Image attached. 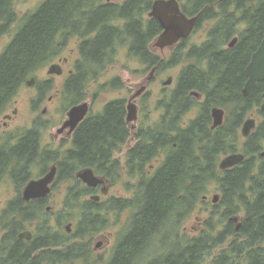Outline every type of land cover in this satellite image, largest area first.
<instances>
[{
    "label": "flooded vegetation",
    "instance_id": "af4514ba",
    "mask_svg": "<svg viewBox=\"0 0 264 264\" xmlns=\"http://www.w3.org/2000/svg\"><path fill=\"white\" fill-rule=\"evenodd\" d=\"M16 1L12 4L8 1L0 9V42L9 36L11 39L0 56L25 28L29 19L36 15L48 2V0H44L34 11L25 13L18 20V13L15 8ZM157 1L79 0L76 2V5L79 6L72 10L69 8L65 21L56 28L50 42V50L47 51L53 57L43 68L57 65L63 71L60 76L66 77L64 84L56 90L57 98L63 96V99L68 103L62 128L69 121V114L74 108L82 105L88 106L86 116L74 129L69 126L63 132H60L62 128L57 131L55 138H62L58 148H63V152H56L54 144L45 145L41 124L33 123L30 128L14 126L18 116L17 109L12 114L4 112L0 116V188H6L5 202L0 203L2 205L0 208V264H88L90 261L94 264H108L120 250L123 241L133 234L134 209L127 207L122 210H114L115 202L134 199L137 194V184L144 180L153 179L170 157V154L178 150V144H165L168 140H163L161 141L162 144L159 145L161 148L151 151L153 143L152 140L147 139V136L156 133L169 139L176 138L177 132L190 126L204 110L206 96L199 92L190 93L192 98L189 97L186 104L183 103V98L172 95L178 87L181 72L189 65L188 62H182L183 55L196 54L207 43L211 44V51H216V53L234 50L241 44L242 36L248 30V24L243 15L245 11L243 7L245 5L247 7L245 0H203L202 5L199 4L200 0H186V3L177 0L182 13L189 19L198 17V21L188 38L181 39L173 46L162 49L156 44L165 30L157 19L151 17L154 4ZM125 7H130L131 11L125 13ZM100 11L104 14L101 15L96 25H93L91 21L96 18ZM11 16H14V22L10 21L9 17ZM136 23L139 25L145 40L143 46L138 47L135 36ZM154 24L156 26L151 29ZM206 24L209 26L207 40L201 44L188 47L192 36ZM15 27L16 30L14 31L13 28ZM240 28L243 31L238 35L237 31ZM156 30L158 35L147 44V38H151ZM103 32L110 34L111 40L109 44L96 52L92 49L91 44ZM222 37L223 40H220ZM263 38L264 33L256 51L261 46ZM166 51H170V60L158 55V53L164 54ZM121 52L126 53L128 58L138 59L142 65L147 67V70L152 69V73L154 71V75L150 76L148 82L155 79L158 68L180 67L176 87L157 103V108L161 113L152 126L147 125L151 122V112L145 121H142L140 114L142 111L140 102L147 98V85L142 86L134 93L135 88L130 87V83L124 81L121 76L105 82L99 80L109 68L115 65ZM147 53L154 55L159 61V65L150 66L147 64ZM174 56L182 59L173 66L171 60ZM249 64L244 70L247 78L246 69ZM88 72H96L97 75L89 78ZM170 78L174 82V78ZM28 82L29 80L25 84L29 86ZM165 82H163V86ZM261 83L264 84V81L258 85ZM35 84L29 87H34ZM170 86L164 87L169 88ZM35 87L37 88V98L33 100L34 103L43 102L48 93L55 90L52 81H45L41 86L36 85ZM125 93L126 95H124ZM106 94H115L117 97L103 102L101 110L96 112L95 109L100 103V97ZM263 94L262 104L256 108L259 115L262 116V121L258 122L253 115H249V118L246 117L242 124L243 130L244 123L254 119L256 128L249 137H244L242 134L245 139L240 149L242 152L234 154L244 155L245 160L235 168L243 166L246 162H253L258 170L264 167ZM50 101H54V98H50ZM130 105L135 106L136 116L134 115L133 120H129ZM109 106H114L115 109L122 112L120 116L123 135L109 138L102 158L90 161L80 155L81 159H79L77 155L81 150V145L78 144V140L84 127L91 121L103 120ZM215 108L225 111L224 125L228 118V112L225 109L212 108L210 115L213 131L219 129L214 130L212 128L214 124L212 113ZM145 109H147V105H145ZM193 111H197L195 118L185 122L186 117ZM46 112L47 109L43 113ZM169 131L171 133H168ZM140 150L145 153L143 157L137 156V152ZM61 153L64 158H68V166H71L73 159H78L80 166L83 167L82 170L92 169L98 178L104 180V183L95 188L89 187L77 177L80 171L76 174V180L61 181L58 170L56 180L51 184V192L47 197L27 201L25 199L27 187L32 182L43 179L53 166H57L58 169L55 160L57 157L61 158ZM234 154L223 157L220 165L225 158ZM235 168L223 172L232 171ZM77 183H79L81 191L74 193ZM120 183H125L128 190L132 189V197L118 199L117 196H113L107 202H103V196H108L112 188ZM62 187H64L65 194L63 207L59 211H54L50 203L55 195V190ZM218 190L220 200L215 204L213 198L212 209L208 208V211L211 214L210 219L216 215L214 220L220 223L213 230H209L206 229L207 220L199 221L198 228L195 229V238L197 239L203 234L210 238L219 237L222 232L228 231L230 233L224 234L223 244L212 251L215 254L219 249L224 248L218 252L216 257H221L223 254L231 264H264L259 263L264 259V235L257 233L262 229V225L252 223L253 216L260 215L261 219L264 217V208L253 211L243 206L238 212L228 207L216 208L222 199L219 186ZM72 197H81L83 204L94 203L98 205L95 215L91 214L90 216L91 222L88 223L85 217L88 213L87 209L71 208ZM93 197L100 199L95 201ZM208 199L207 196H204L201 203H208ZM120 213H122L121 215L127 214V223H122V216L118 215V219L113 225L116 234L109 233L107 235L105 232L112 226L113 216ZM180 216L181 213L176 217L175 239L181 253L184 237H187V233L182 231L184 220L179 218ZM178 219H180L179 222ZM112 240H114V244ZM146 242L144 249L138 252L137 258H133L134 264H139L147 258V253L152 245L147 250ZM111 248L112 254L107 257L105 253L106 251L109 252ZM165 257L167 256L165 255ZM254 259H256L255 262Z\"/></svg>",
    "mask_w": 264,
    "mask_h": 264
},
{
    "label": "trees",
    "instance_id": "16d2710c",
    "mask_svg": "<svg viewBox=\"0 0 264 264\" xmlns=\"http://www.w3.org/2000/svg\"><path fill=\"white\" fill-rule=\"evenodd\" d=\"M8 1L12 4L15 0H0V9ZM77 1L79 0H48L0 56V116L7 111L29 78L36 75L52 59L53 56L47 51L50 50L54 32L65 21L69 8L72 10L79 6L76 5ZM202 1H199L200 5ZM245 1L247 7H243V15L248 30L243 34L241 44L236 49L216 53L211 51V44L207 43L196 54L183 55V59L172 57L173 66L178 64L180 59L189 63L181 72L178 87L172 95L183 98V103L186 104L190 93L199 92L206 96L204 110L190 126L179 130L176 138L169 139L156 133L147 136L153 143L151 151L161 148L159 145L163 140H168L165 144H178V150L170 154L153 179L137 184L134 199L115 202L114 210L127 207L134 209V231L123 241L120 250L108 264H134L133 258H137L138 252L144 249L146 241L147 250L149 246L157 243H160L162 252L165 248L167 250L166 253L163 252L164 257H167L157 259L152 264H206L208 261H212L211 264H231L223 254L214 259L212 254L215 248L223 244L224 234L230 233L228 231L214 238L205 234L197 239L184 237L180 253L175 239L177 215L181 213L179 218H183L185 222L206 196L209 187L215 184L222 192L221 202L216 208L228 207L235 212L243 206L253 211L264 208V167L258 170L253 162H246L232 171L223 172L219 169L223 157L240 151L239 129L245 118L262 104L264 93V84L261 83L250 97L245 98L242 94L248 80L244 72L245 67L258 48L264 33V0ZM124 11H131L130 7H125ZM103 14L100 11L96 15L91 21L93 25H96ZM9 19L14 22V16ZM155 26L156 24L152 25L151 29ZM157 35L156 30L151 38H147V44ZM135 36L137 47L143 46L144 35L137 23ZM110 40V34L103 32L91 47L97 52L109 44ZM220 40H223V37ZM147 64L159 65V61L154 55L147 53ZM96 75V72H88L89 78ZM214 107L223 108L228 112L227 122L216 131L211 129L210 111ZM120 113L121 110L109 106L103 120L91 121L84 127L78 140L81 145L77 155L79 159L80 155L90 161L102 158L109 138L123 135ZM144 154L142 150L137 152L140 157ZM68 161L63 154L55 160L61 181L76 180V174L83 169L78 159H73L71 166H68ZM75 188L74 193L81 191L79 183ZM71 208L87 209L85 217L89 223L90 216L95 215L98 205L83 204L81 197H72ZM215 216L206 221V229L213 230L218 224L214 220ZM252 218L253 224L262 225V229L257 233L264 235V217L261 219L260 215H256ZM261 261L259 263H264V259Z\"/></svg>",
    "mask_w": 264,
    "mask_h": 264
},
{
    "label": "rangeland",
    "instance_id": "374dc122",
    "mask_svg": "<svg viewBox=\"0 0 264 264\" xmlns=\"http://www.w3.org/2000/svg\"><path fill=\"white\" fill-rule=\"evenodd\" d=\"M44 0H17L15 4L16 11L18 13V20H20L25 13L34 11ZM183 3H186V0H182ZM19 22V21H18ZM209 26L206 24L201 30L197 31V33L192 36L191 40L189 41L188 47H191L192 45L201 44L202 42H205L207 40V32H208ZM13 30H16V27L13 28ZM12 31V32H14ZM243 31L241 28L237 31L238 35ZM11 32V34H12ZM10 37V36H9ZM5 38L0 42V53L5 49L7 43L11 41V39ZM159 57L169 59L170 51H166L164 54L158 53ZM52 66L44 67L43 69L39 70L36 75L29 78V81H31L33 78H35L36 85L41 86V84L45 81H52V85H54L53 91L48 93L47 98L43 102H37L34 103V99L37 98V88L29 87L28 85H24L18 92L17 96L11 103L10 107L7 109L6 112H9L12 114V112L17 109L18 110V116L16 118V122L14 123V126H18L21 128H30L33 126V123H39L41 124V128H43L44 137L43 142L45 145L54 144L56 152H63V148H58L60 142H62V138H55L57 137V131L62 128V124L64 123L67 109H68V103L66 100H64L63 96H58L56 90L64 84L65 82V76H57V75H49V70ZM180 72V67L175 68H167V69H161L158 68V71L155 75V79L148 82V79L152 75V69L147 70V67L142 65L141 62L138 59L134 58H128L126 53L121 52L117 58V62L115 65L111 68H109L100 78L99 80L101 82H105L109 79L116 78L118 76H121L122 79L128 83H130V87L135 88V92L139 90L142 86L147 85V98L145 100H142L140 102L142 106V111L140 112L142 121H145L147 119V116L150 113L151 116V122L148 123V126H152L154 121H157L160 117V111L157 108V103L160 101L164 95H168L171 93V91L176 87L177 78ZM170 77L174 78L173 85H171L169 88H165L163 86V82L167 81ZM108 95V96H106ZM99 99V105H97L95 111L98 112L102 108V103L108 100H111L113 98H116L117 95L112 94H106ZM126 95V93L124 94ZM120 97V96H119ZM50 98H54V101H50ZM145 105H147V109H145ZM47 109V112L44 114L43 112ZM259 111L256 109L254 110L250 116L253 115L255 119L258 120V122L262 121V116L259 115ZM197 111L191 112L187 117L185 122H189L191 119L195 118ZM249 118V117H248ZM247 118V119H248ZM147 126V127H148ZM242 127V126H241ZM240 127V128H241ZM240 133V145L242 146L245 142V139L242 136V128L239 129ZM56 139V140H55ZM240 153L242 151H239ZM62 154V153H61ZM125 183H120L116 185L114 188H112L110 194L108 196H103V202H107L110 198L113 196H117L118 199L120 198H130L132 197V189L128 190L125 186ZM55 195L53 196L50 206L53 207L54 211H59L63 207L64 202V187L60 189L55 190ZM219 194L218 186L212 185L209 187V191L206 194V196L209 198L208 203H201L199 206H197V209L195 210L194 214L189 216L187 220L184 222L182 231L186 234V239H192L196 237L195 229L198 228L199 221H205L210 220L211 214H209L208 208L212 209V199ZM6 198V188H0V203L5 202ZM0 208H2V205H0ZM207 209V210H206ZM1 210V209H0ZM115 214L113 216V222L112 226L116 223L118 219V215ZM121 222L127 223V214L124 213L121 215ZM218 222V221H217ZM220 223V222H218ZM109 227L108 230H106V234L109 233L116 234V229L113 227ZM112 243L114 244V240H112ZM111 243V244H112ZM112 244V245H113ZM163 249V248H162ZM221 248L218 250L222 251ZM164 253L167 252L166 248L163 250ZM161 250L160 243L153 244L151 248L149 249V256L147 258L140 262L139 264H152L157 259H164V254ZM218 252L212 253L213 259L217 256ZM107 257H109L112 254V248L110 251H106L105 253ZM105 263V262H104ZM211 262H207L206 264H211ZM88 264H94L91 261Z\"/></svg>",
    "mask_w": 264,
    "mask_h": 264
},
{
    "label": "water",
    "instance_id": "95a60500",
    "mask_svg": "<svg viewBox=\"0 0 264 264\" xmlns=\"http://www.w3.org/2000/svg\"><path fill=\"white\" fill-rule=\"evenodd\" d=\"M151 17L157 19L165 32L160 36L156 46L159 48H166L173 46L178 43L181 39L188 38L198 21V17L189 19L185 14L182 13L180 5L177 0H158L153 7ZM49 75H62L63 71L57 65H54L49 70ZM246 74L249 78L244 90L243 95L245 97L250 96L253 90L257 88L258 83L264 81V38L259 49L253 54L251 62L246 69ZM154 75V71L152 76ZM173 82L172 78L164 83V86H170ZM29 86L35 84V78L28 82ZM264 100V94H263ZM134 105H130L129 110L131 112L129 120L134 119L136 111ZM264 111V102L262 105ZM88 112V106L82 105L74 108L69 114V121L60 130L63 132L66 128L71 126L73 129L84 119ZM213 129L220 128L224 125L225 111L219 108L213 110ZM256 128V121L250 119L243 125L242 134L244 137H249L251 132ZM245 160V156L242 154H234L225 158L220 169L222 171L231 170ZM57 166H53L50 172L41 180L32 182L25 191V199L27 201L43 199L51 192V184L56 180L57 177ZM77 177L89 187H98L104 183L103 179L98 178L92 169L82 170L78 173ZM99 197H93V200L99 201ZM220 200V196L214 197V203L217 204Z\"/></svg>",
    "mask_w": 264,
    "mask_h": 264
}]
</instances>
